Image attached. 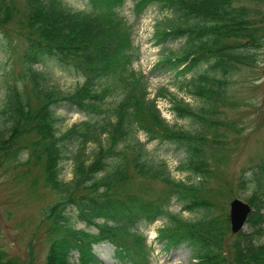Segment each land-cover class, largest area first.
Segmentation results:
<instances>
[{"label": "trees", "instance_id": "16d2710c", "mask_svg": "<svg viewBox=\"0 0 264 264\" xmlns=\"http://www.w3.org/2000/svg\"><path fill=\"white\" fill-rule=\"evenodd\" d=\"M84 2L78 10L63 0H25L22 68L0 76V171L23 167L19 178L35 184L36 169L44 189L56 196L45 218L51 232L63 234L49 244L44 264H69L72 251L79 264L97 263L91 246L103 242L120 264H151L141 228L159 217L165 222L156 240L165 249L184 243L191 264H264V160L246 179L253 191L246 199L250 232L230 233L227 215L213 214L215 204L205 197L201 180L211 172L208 154L224 150L225 131L235 129L225 119L224 108L232 103L228 79L255 61L264 38V0H133V22L122 15L125 0ZM15 4L0 0V35L8 32ZM153 4L164 14L153 25L152 44H182L181 54L161 55L150 74L175 76L193 104L172 97L169 111L194 125V132L173 129L160 118L147 95L146 76L131 65L137 57L131 28ZM5 48L0 43L6 54ZM48 65L82 79V85L75 92L50 87ZM166 94L164 87L155 91ZM53 108L81 113L83 120L56 134ZM154 141L182 152L176 168L188 182L170 177L165 162L147 150ZM67 163L71 176L65 181ZM134 176L157 181L164 190L149 196L127 190ZM172 201L182 211L202 210L201 218L181 219L169 210ZM72 217L83 223L81 229L72 226ZM11 261L0 248V264Z\"/></svg>", "mask_w": 264, "mask_h": 264}, {"label": "rangeland", "instance_id": "374dc122", "mask_svg": "<svg viewBox=\"0 0 264 264\" xmlns=\"http://www.w3.org/2000/svg\"><path fill=\"white\" fill-rule=\"evenodd\" d=\"M63 2L68 7L78 10H81L85 5L84 0H63ZM132 2L133 0H126L121 9L127 22H133L130 10ZM15 3L16 12L6 23L8 32L6 35H0V43L6 44L5 52L7 54L6 57V54L0 50V76L8 73L7 70L10 68H13V73L19 72L22 68L20 58L25 40L23 34H26L23 20L27 16L28 5L25 4V0H15ZM260 7L264 8V2L260 4ZM157 11L154 4L149 5L140 16L137 25L134 24L131 30L138 54L140 49L144 48L141 60L144 70L149 69L152 63L157 62L163 54H181V41L153 48L150 39L153 25L164 14L160 11L158 14ZM141 43L145 45L141 47ZM255 53V61L249 67L240 68L238 73L228 79L227 93L231 95L232 103L229 107L224 108L225 119L231 121L235 129L225 131V135L222 137L224 150L216 154H208L211 172L207 177L201 179L207 187V190H204V194L207 196H203L210 201L213 200L215 204V207H212L213 214H226L227 218L230 200L238 198L248 203L246 199L253 194L251 184L246 180L251 172L250 168L260 160H264V38L262 45L255 50ZM35 68L39 69V66L35 65ZM45 69L47 84L50 87H56L63 92H75V89L82 85V79L73 78L53 66L48 65ZM158 78L151 81L150 87L149 83L147 84V91L149 98L152 99L155 90L162 87L167 89L166 96H158L157 103H155L160 118L173 129L196 131L194 125L188 120L174 118L166 108L172 97L182 98L189 104H193V100L186 95L185 90L183 92L175 83L177 82L175 76H170V79L168 77L167 79L165 77ZM1 94L0 88V96ZM113 97H115L114 94L109 99L114 101ZM53 113L56 118L54 121L56 134L65 131L72 124L83 120L84 117L81 113L73 110L59 108H53ZM138 136L141 141L144 140L143 132H139ZM90 147L91 145L88 146L87 151L90 150ZM146 148L153 156H157L165 162L170 177L185 182L191 179L187 178L186 173L176 168L183 157L182 152L173 150L171 145H159L156 141L148 142ZM64 167L65 170L61 176L65 181H68L71 176V167L69 163L64 164ZM22 169L23 167H17L11 170L9 167L0 171V248L6 257L12 260V264H44L49 244L63 234L61 229L51 232L50 218H45V216L47 217L46 206L49 200L56 196L51 190L44 189L40 172L36 169L34 170L35 184L30 183L29 179L19 178ZM13 174L16 175V179L12 178ZM141 179L134 176L124 186L127 190L139 191V194L143 196H149L150 191L164 190V186L157 181ZM240 179L245 181L240 183ZM262 188L264 189V186ZM169 210L186 221L199 219L202 214V210L190 213L182 211L175 201H172ZM96 221L99 220L96 219ZM70 222L73 223L72 226L75 229L83 227V223L75 221L73 217ZM164 222L165 220L159 217L154 223L141 228L146 243L150 246L151 264H191L194 261L191 257V250L184 243L165 249L156 240V231ZM240 231L250 232L251 228L245 223ZM91 248L99 259V262L93 264H120L113 257L112 247L109 244L97 243L93 244ZM70 255L69 264H79L76 252L72 251Z\"/></svg>", "mask_w": 264, "mask_h": 264}, {"label": "water", "instance_id": "95a60500", "mask_svg": "<svg viewBox=\"0 0 264 264\" xmlns=\"http://www.w3.org/2000/svg\"><path fill=\"white\" fill-rule=\"evenodd\" d=\"M228 203V225L230 233L235 234L244 227L251 207L248 203L238 198H233Z\"/></svg>", "mask_w": 264, "mask_h": 264}, {"label": "built area", "instance_id": "2783aa9c", "mask_svg": "<svg viewBox=\"0 0 264 264\" xmlns=\"http://www.w3.org/2000/svg\"><path fill=\"white\" fill-rule=\"evenodd\" d=\"M152 80H157V79H154V78H153ZM155 103H157V102H155ZM156 107H157V106H156ZM157 108H158V107H157ZM166 108L168 109L167 111L170 112V111H169V107L167 106Z\"/></svg>", "mask_w": 264, "mask_h": 264}]
</instances>
